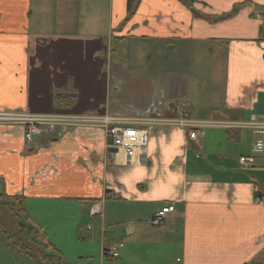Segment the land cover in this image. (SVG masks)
Wrapping results in <instances>:
<instances>
[{
  "label": "crops",
  "instance_id": "crops-1",
  "mask_svg": "<svg viewBox=\"0 0 264 264\" xmlns=\"http://www.w3.org/2000/svg\"><path fill=\"white\" fill-rule=\"evenodd\" d=\"M78 11V0H0V108L143 117L184 103L193 119L264 120V0H107L99 31ZM257 143L264 132L242 126L205 128L196 142L152 127L137 163L102 129L43 126L27 141L23 125L0 123V218L38 226L64 264H264ZM171 203L162 224L148 222ZM1 230L14 264H50L26 228ZM73 240L77 253L59 245Z\"/></svg>",
  "mask_w": 264,
  "mask_h": 264
},
{
  "label": "built area",
  "instance_id": "built-area-1",
  "mask_svg": "<svg viewBox=\"0 0 264 264\" xmlns=\"http://www.w3.org/2000/svg\"><path fill=\"white\" fill-rule=\"evenodd\" d=\"M185 104H180V113L175 116L149 115L143 117H129L115 114L101 113H34L26 110H8L0 108V123H16L24 126V137L32 140L35 134L41 132L43 126L67 127H92L103 130L105 146L122 151L128 162H139L145 156V146L149 130L152 127H179L185 130L189 139L196 142L197 138L207 127H233L242 126L256 132H264L263 121L230 122L226 120H201L185 117L183 110ZM150 128V129H149ZM256 148H263L262 143H257ZM239 162L247 166L251 159L240 157ZM259 203H263L259 198ZM174 205L167 204L157 209L149 218L152 225L163 223L166 215L174 211ZM122 243L107 247L104 251L106 258L118 256Z\"/></svg>",
  "mask_w": 264,
  "mask_h": 264
},
{
  "label": "rangeland",
  "instance_id": "rangeland-1",
  "mask_svg": "<svg viewBox=\"0 0 264 264\" xmlns=\"http://www.w3.org/2000/svg\"><path fill=\"white\" fill-rule=\"evenodd\" d=\"M107 0H78V7H79V19L84 21L85 27L88 28H96L97 31L101 30V22H102V14H103V8L106 5ZM209 128V127H207ZM6 212V211H5ZM69 221H67L68 223ZM0 226H1V235L6 239L8 236H12L13 238H18V230H17V223L15 218L9 213L6 212L3 216L0 218ZM14 238V239H15ZM4 241L3 239H0V262L2 264H14L11 260V254L9 251L5 248H3V245L1 242ZM25 243V242H24ZM27 246L31 247L33 250V247L30 245L31 243H25ZM59 245L63 247V250L65 252H71L74 253L79 252L82 245L77 244L75 240H73L72 245H75L76 247H73L72 250H70L71 246L69 244H66L65 242L61 241L59 242ZM92 245L94 243L92 242ZM97 257L100 256V251L97 252ZM95 256L88 255L85 256V260L81 261L82 264H96L93 261L89 262V260L93 259ZM75 260L72 258V263L76 264L74 262Z\"/></svg>",
  "mask_w": 264,
  "mask_h": 264
},
{
  "label": "trees",
  "instance_id": "trees-1",
  "mask_svg": "<svg viewBox=\"0 0 264 264\" xmlns=\"http://www.w3.org/2000/svg\"><path fill=\"white\" fill-rule=\"evenodd\" d=\"M183 2H185V4L189 3V0H183ZM13 201V203H15L16 199L12 198L11 199ZM9 206H11V209H13L12 206H14V215H21V213H19V210L17 209L18 204H11L9 203ZM16 223L19 227V230L23 233V228H26L27 231L24 232V235L27 236V241L26 243H31L30 245L33 246L37 244L40 246L39 249V253L38 256L41 260H46L47 262H49L50 264H64L63 261L61 260V257L59 256V254L55 251L54 245L50 242H48L44 236V234L42 233L41 229L36 226L35 224L31 223L29 220H27L26 218H22L17 216V218H15ZM13 248H17L20 249L19 247H21V245L16 241L15 243L11 240V242L9 243ZM29 247V246H27ZM22 248V247H21ZM31 249V247H29ZM23 249V248H22ZM54 249V250H53Z\"/></svg>",
  "mask_w": 264,
  "mask_h": 264
},
{
  "label": "water",
  "instance_id": "water-1",
  "mask_svg": "<svg viewBox=\"0 0 264 264\" xmlns=\"http://www.w3.org/2000/svg\"><path fill=\"white\" fill-rule=\"evenodd\" d=\"M117 149L116 148H110V151H116Z\"/></svg>",
  "mask_w": 264,
  "mask_h": 264
}]
</instances>
